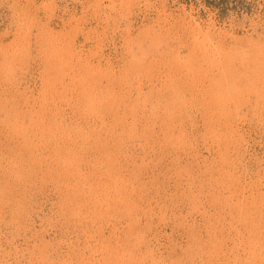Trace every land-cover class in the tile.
<instances>
[{"label":"rangeland","instance_id":"1","mask_svg":"<svg viewBox=\"0 0 264 264\" xmlns=\"http://www.w3.org/2000/svg\"><path fill=\"white\" fill-rule=\"evenodd\" d=\"M0 0V264H264V0Z\"/></svg>","mask_w":264,"mask_h":264},{"label":"trees","instance_id":"2","mask_svg":"<svg viewBox=\"0 0 264 264\" xmlns=\"http://www.w3.org/2000/svg\"><path fill=\"white\" fill-rule=\"evenodd\" d=\"M209 4L219 5V3L222 2H228V0H214V1H208Z\"/></svg>","mask_w":264,"mask_h":264}]
</instances>
